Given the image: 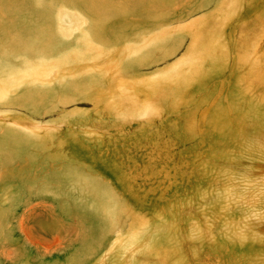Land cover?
<instances>
[{"label": "rangeland", "instance_id": "1", "mask_svg": "<svg viewBox=\"0 0 264 264\" xmlns=\"http://www.w3.org/2000/svg\"><path fill=\"white\" fill-rule=\"evenodd\" d=\"M155 263L264 264V0H0V264Z\"/></svg>", "mask_w": 264, "mask_h": 264}, {"label": "bare ground", "instance_id": "2", "mask_svg": "<svg viewBox=\"0 0 264 264\" xmlns=\"http://www.w3.org/2000/svg\"><path fill=\"white\" fill-rule=\"evenodd\" d=\"M14 10V9H13ZM141 133H142V131L141 130H138V131H136V133H135V135H136V137L137 138H142L143 137V133H142V135H141ZM206 234H205V232H200V234H199V237H204ZM173 244V243H172ZM168 249L170 250V245H168ZM173 249V248H172ZM171 256H169V257H166V258H170ZM159 257L158 256H156V258L155 259H157V260H159L158 259ZM156 264V263H155Z\"/></svg>", "mask_w": 264, "mask_h": 264}]
</instances>
